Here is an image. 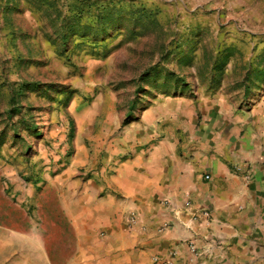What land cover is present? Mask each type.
<instances>
[{"label":"rangeland","instance_id":"rangeland-1","mask_svg":"<svg viewBox=\"0 0 264 264\" xmlns=\"http://www.w3.org/2000/svg\"><path fill=\"white\" fill-rule=\"evenodd\" d=\"M222 94L264 97V0H0V164L34 189L54 252L78 144L102 157L147 108Z\"/></svg>","mask_w":264,"mask_h":264},{"label":"crops","instance_id":"crops-1","mask_svg":"<svg viewBox=\"0 0 264 264\" xmlns=\"http://www.w3.org/2000/svg\"><path fill=\"white\" fill-rule=\"evenodd\" d=\"M99 152L78 144L64 170L58 252L34 189L1 162L0 264H158L172 251L171 264H264V97L154 105Z\"/></svg>","mask_w":264,"mask_h":264},{"label":"built area","instance_id":"built-area-1","mask_svg":"<svg viewBox=\"0 0 264 264\" xmlns=\"http://www.w3.org/2000/svg\"><path fill=\"white\" fill-rule=\"evenodd\" d=\"M237 171L238 172L242 171V167H239L237 169ZM206 178L209 179L210 177L209 176H206ZM186 205L187 206H190V203L187 202ZM204 215H207V213H204ZM130 222H131L132 225H135L137 223V218H136V215L135 214L131 215ZM189 247H190V251L192 252V254L193 255H197L198 251H197V248L194 245V243H190ZM175 254H176L175 251H172L170 253L171 258L169 260L155 259V263H158V264H171L172 257L175 256Z\"/></svg>","mask_w":264,"mask_h":264},{"label":"trees","instance_id":"trees-1","mask_svg":"<svg viewBox=\"0 0 264 264\" xmlns=\"http://www.w3.org/2000/svg\"><path fill=\"white\" fill-rule=\"evenodd\" d=\"M84 13H85L84 9H83V10L79 9V11H78V15L82 16ZM98 19H99V20H104L105 17L101 16V17H98ZM14 116H15V114H14V110H12V111L10 112L9 117L14 118Z\"/></svg>","mask_w":264,"mask_h":264}]
</instances>
